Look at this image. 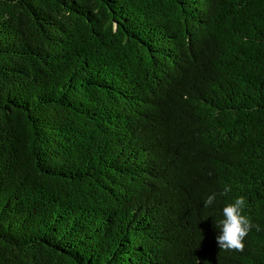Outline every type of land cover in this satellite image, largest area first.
Masks as SVG:
<instances>
[{"label": "trees", "instance_id": "16d2710c", "mask_svg": "<svg viewBox=\"0 0 264 264\" xmlns=\"http://www.w3.org/2000/svg\"><path fill=\"white\" fill-rule=\"evenodd\" d=\"M0 264H264V0H0Z\"/></svg>", "mask_w": 264, "mask_h": 264}, {"label": "clouds", "instance_id": "9594fccd", "mask_svg": "<svg viewBox=\"0 0 264 264\" xmlns=\"http://www.w3.org/2000/svg\"><path fill=\"white\" fill-rule=\"evenodd\" d=\"M231 186L225 185L219 195L223 196L230 192ZM217 193L212 192L204 200V207L213 206L217 200ZM247 201L244 196H237L231 202L226 203L220 212V218L217 221L219 233L216 241L219 249H236L244 248L245 237L255 228L261 230V226L253 221L244 213Z\"/></svg>", "mask_w": 264, "mask_h": 264}]
</instances>
